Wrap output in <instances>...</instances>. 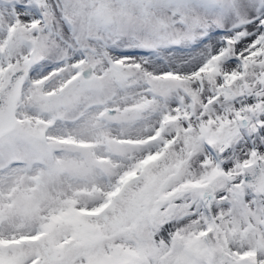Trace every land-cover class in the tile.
I'll use <instances>...</instances> for the list:
<instances>
[{
	"label": "snow or ice",
	"instance_id": "snow-or-ice-1",
	"mask_svg": "<svg viewBox=\"0 0 264 264\" xmlns=\"http://www.w3.org/2000/svg\"><path fill=\"white\" fill-rule=\"evenodd\" d=\"M0 264H264V0H0Z\"/></svg>",
	"mask_w": 264,
	"mask_h": 264
}]
</instances>
